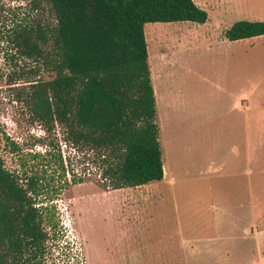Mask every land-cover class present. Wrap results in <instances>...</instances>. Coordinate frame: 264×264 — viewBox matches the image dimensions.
<instances>
[{"label":"rangeland","instance_id":"374dc122","mask_svg":"<svg viewBox=\"0 0 264 264\" xmlns=\"http://www.w3.org/2000/svg\"><path fill=\"white\" fill-rule=\"evenodd\" d=\"M31 2L0 0V159L21 179L38 178L34 206L46 205L41 215L54 225L41 256L31 264H192L193 260L206 264L200 254L191 257L184 240L212 234L211 217L217 209L206 204L221 193H208L203 187L224 182L215 172L200 175L199 157L207 154L209 141L217 134L216 107L225 97L212 78L254 81L256 109L264 105V35L236 41L223 37L234 21H264V0H230L228 13L216 19L203 8L207 13L203 23L144 24L148 65L154 52L162 60L157 77L149 74L151 86L161 92L165 103L167 90L178 89L194 121L201 109L208 119L201 125L193 123L185 136L169 140L168 119L161 122L159 111L155 122L165 177L143 188L115 190L101 187L91 150L71 144L57 122H43L32 114L29 80L47 79L51 73L18 55L11 42L16 24L49 18L44 0L36 9ZM180 139H189L190 148L180 151ZM255 184L258 211L264 205L263 166L257 168ZM196 244L199 249L200 243Z\"/></svg>","mask_w":264,"mask_h":264},{"label":"trees","instance_id":"16d2710c","mask_svg":"<svg viewBox=\"0 0 264 264\" xmlns=\"http://www.w3.org/2000/svg\"><path fill=\"white\" fill-rule=\"evenodd\" d=\"M44 1L45 22L37 19L11 29L16 53L51 73L29 80L32 114L57 122L71 144L93 152L103 189L160 180L143 26L203 23L206 12L192 0ZM30 5L38 8L39 0ZM259 35H264V21L237 20L223 31L227 40ZM37 179H21L0 159V264H31L52 237L54 225L41 215L46 205L34 206Z\"/></svg>","mask_w":264,"mask_h":264},{"label":"crops","instance_id":"0c3cea01","mask_svg":"<svg viewBox=\"0 0 264 264\" xmlns=\"http://www.w3.org/2000/svg\"><path fill=\"white\" fill-rule=\"evenodd\" d=\"M196 1L198 7L214 15L215 19L228 13L230 0ZM154 53L148 65L152 78L157 77L162 62L159 52L157 51L155 57ZM212 81L225 97L222 104L216 107V116L219 117L217 134L210 139L207 154L199 157L200 175L215 172L216 178L224 182L220 186L208 183L203 187L208 193H221L219 199L210 200L206 204L207 208L217 209L211 217L214 225L212 234L194 236L184 241L188 243L191 257L200 254L204 257L201 262L206 264H264V205L262 210L257 211L256 198L253 195L257 168L264 167V105L256 109L254 81L246 78L227 81L223 75H216ZM152 90L155 117L158 118L160 111V121L168 119L169 140H175L180 135L185 136L192 125H201L202 120L208 119L206 111L201 109L198 120L194 121L189 103L185 98L181 99L178 89L167 90V103L163 102V96L157 88L152 86ZM226 97L229 100L227 104ZM179 142L180 151L190 148L189 139H180ZM162 171L161 179L166 174L164 164ZM143 186L145 185L132 188ZM197 242L200 243L199 249ZM193 262L192 264H197L196 260Z\"/></svg>","mask_w":264,"mask_h":264}]
</instances>
